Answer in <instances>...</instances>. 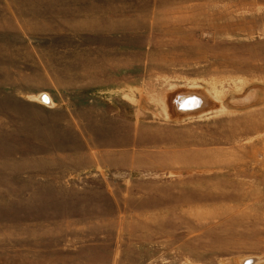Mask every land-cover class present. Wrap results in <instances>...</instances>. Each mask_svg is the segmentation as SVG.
<instances>
[{
	"label": "rangeland",
	"instance_id": "rangeland-1",
	"mask_svg": "<svg viewBox=\"0 0 264 264\" xmlns=\"http://www.w3.org/2000/svg\"><path fill=\"white\" fill-rule=\"evenodd\" d=\"M183 89L213 106L175 116ZM247 259L264 0H0V264Z\"/></svg>",
	"mask_w": 264,
	"mask_h": 264
},
{
	"label": "water",
	"instance_id": "water-1",
	"mask_svg": "<svg viewBox=\"0 0 264 264\" xmlns=\"http://www.w3.org/2000/svg\"><path fill=\"white\" fill-rule=\"evenodd\" d=\"M46 96V95H45ZM45 100V99H44ZM175 116H195L205 112L213 106L212 100L201 90H178L169 98ZM252 259H247L244 264H251Z\"/></svg>",
	"mask_w": 264,
	"mask_h": 264
},
{
	"label": "bare ground",
	"instance_id": "bare-ground-1",
	"mask_svg": "<svg viewBox=\"0 0 264 264\" xmlns=\"http://www.w3.org/2000/svg\"><path fill=\"white\" fill-rule=\"evenodd\" d=\"M41 98V97H40ZM45 100H43V101H45V102H49V99H48V97L47 96H45V98H44Z\"/></svg>",
	"mask_w": 264,
	"mask_h": 264
}]
</instances>
